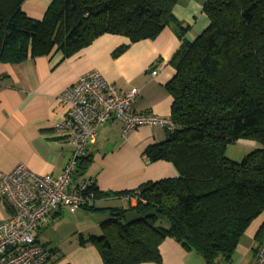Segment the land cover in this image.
I'll list each match as a JSON object with an SVG mask.
<instances>
[{
    "label": "trees",
    "instance_id": "trees-1",
    "mask_svg": "<svg viewBox=\"0 0 264 264\" xmlns=\"http://www.w3.org/2000/svg\"><path fill=\"white\" fill-rule=\"evenodd\" d=\"M176 1L52 0L35 19L22 10L24 0H0V61L69 57L105 33L136 42L168 26L181 37L186 28L172 13ZM202 10L208 26L193 41L182 39L170 60L175 74L165 87L176 127L144 150L150 162L169 161L178 174L120 192L135 206L109 208L103 233L84 238L95 242L104 264L157 262L166 237L208 264H227L264 211V0H204ZM243 139L258 146L240 161L227 158V145ZM84 156L72 177L87 167ZM90 188L93 197L79 208L100 210L96 200L111 193L94 182ZM130 209L136 215L126 219ZM255 239L258 246L264 240V222ZM35 242L48 260L52 251L36 234Z\"/></svg>",
    "mask_w": 264,
    "mask_h": 264
},
{
    "label": "crops",
    "instance_id": "crops-1",
    "mask_svg": "<svg viewBox=\"0 0 264 264\" xmlns=\"http://www.w3.org/2000/svg\"><path fill=\"white\" fill-rule=\"evenodd\" d=\"M51 1L24 0L21 8L27 16L39 19ZM203 2L176 1L172 13L186 28L181 37L168 26L155 38L136 42H130L124 35L105 33L69 57L54 52L21 62L0 61V177L19 163L37 173L57 175L61 172L70 158L72 144L68 135L57 128L66 114V106L59 96L67 86L92 70H98L106 81L120 90L138 88V95L132 101L134 112L147 111L170 117L172 97L165 87L175 74L170 60L182 39L193 41L208 26ZM153 70H156L154 75L151 74ZM167 132L162 127L143 125L123 136L121 123L115 118H110L99 128L94 141L86 146L85 156L90 161L84 176L75 174L70 185L74 187L86 177L93 180L98 190L111 193L96 200V206L100 208L96 211L99 213L97 219L92 216L93 211L82 208L70 212L84 217L89 213L86 228L89 236L111 217L109 208L135 206L136 199L120 194L121 191L135 189L148 181L177 176L171 162H150L144 153L147 146L164 141ZM63 210L67 209L58 207L45 223L51 221L55 225L54 222L62 219ZM12 213L13 208L0 193V221ZM132 213L133 209L128 210L125 218L133 217L129 215ZM263 222L264 211L250 222L227 264L254 263L258 246L255 234ZM43 224H39L38 229ZM62 249L55 254L52 252L45 264H104L92 239L77 238L67 249ZM159 254L157 262L138 264H208L197 252L171 237L162 240ZM211 264L223 263L217 259Z\"/></svg>",
    "mask_w": 264,
    "mask_h": 264
},
{
    "label": "built area",
    "instance_id": "built-area-1",
    "mask_svg": "<svg viewBox=\"0 0 264 264\" xmlns=\"http://www.w3.org/2000/svg\"><path fill=\"white\" fill-rule=\"evenodd\" d=\"M155 73L156 70L151 72ZM137 95L138 88L120 90L98 70L81 75L63 90L59 98L66 106V114L57 128L70 139V158L57 175L37 173L19 163L0 177V193L13 208L12 215L0 221V264H45L48 252L35 242L34 231L58 207L74 212L93 197L91 178H82L74 187L70 185L87 144L94 141L107 120L118 119L123 136L143 125L167 131L176 127L171 117L134 112L132 101ZM253 264H264V240L257 247Z\"/></svg>",
    "mask_w": 264,
    "mask_h": 264
},
{
    "label": "rangeland",
    "instance_id": "rangeland-1",
    "mask_svg": "<svg viewBox=\"0 0 264 264\" xmlns=\"http://www.w3.org/2000/svg\"><path fill=\"white\" fill-rule=\"evenodd\" d=\"M255 146H258L255 142L244 139L230 142L226 147L225 156L233 161H240L245 155L251 152ZM84 174L85 169L82 170V174L80 176H84ZM127 207L129 206L127 205ZM68 210L69 209L63 210L64 214L62 219H58L57 222H54L55 225L50 221L45 223L46 225L43 224L41 229H38L36 232V237L38 238L39 242L42 243L47 249H50L53 254L59 250L61 251L62 247L67 249V246L73 244L77 238L80 240L81 237L87 238L89 236V233L86 230L87 226L89 225V213L84 217L83 215L78 214L72 215L70 213L72 211ZM93 212L94 213H92V216L97 219L99 213L96 211ZM129 215L135 216L136 212L134 211V213ZM99 227V230H95L93 232L95 237H99L103 233V227L101 224H99Z\"/></svg>",
    "mask_w": 264,
    "mask_h": 264
},
{
    "label": "water",
    "instance_id": "water-1",
    "mask_svg": "<svg viewBox=\"0 0 264 264\" xmlns=\"http://www.w3.org/2000/svg\"><path fill=\"white\" fill-rule=\"evenodd\" d=\"M120 223H121V224H124V220H121Z\"/></svg>",
    "mask_w": 264,
    "mask_h": 264
}]
</instances>
